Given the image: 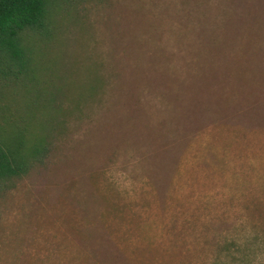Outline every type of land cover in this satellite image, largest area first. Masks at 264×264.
<instances>
[{"label":"rangeland","instance_id":"1","mask_svg":"<svg viewBox=\"0 0 264 264\" xmlns=\"http://www.w3.org/2000/svg\"><path fill=\"white\" fill-rule=\"evenodd\" d=\"M68 12L58 67L106 84L0 199V264H264V0Z\"/></svg>","mask_w":264,"mask_h":264},{"label":"trees","instance_id":"2","mask_svg":"<svg viewBox=\"0 0 264 264\" xmlns=\"http://www.w3.org/2000/svg\"><path fill=\"white\" fill-rule=\"evenodd\" d=\"M76 2L0 0V199L44 166L69 118L83 115L106 84L58 67L61 24Z\"/></svg>","mask_w":264,"mask_h":264}]
</instances>
